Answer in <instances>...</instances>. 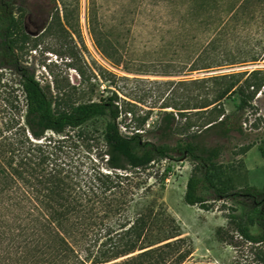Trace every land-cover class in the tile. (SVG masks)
<instances>
[{
  "label": "trees",
  "instance_id": "trees-1",
  "mask_svg": "<svg viewBox=\"0 0 264 264\" xmlns=\"http://www.w3.org/2000/svg\"><path fill=\"white\" fill-rule=\"evenodd\" d=\"M56 1L65 14L62 0H51L52 24L64 29ZM251 1L232 0L218 14L216 31L196 48L187 70L258 60L259 51L230 50L224 45L229 23L242 18ZM27 2L0 0V264H206L187 261L190 245L173 226L162 237L151 239V232L161 228L151 210L128 214L133 188L138 185L132 172L172 155L185 156L193 163L182 195L185 204L207 209L210 199H248L241 212L226 216L225 227H216L219 240L231 243L235 235L248 243L264 244V193L252 185L236 189L222 183L215 172L220 146L207 140L209 136L227 138L238 130L220 101L235 93L236 108L244 109L264 81V77L257 81L256 76L264 71L178 80L179 85H195L197 95L175 103L163 98L150 130L144 125L153 106L139 113L141 94L127 96L111 90L96 101L58 107L17 54L29 39L22 24ZM258 4L264 10V0ZM248 13L252 15L253 10ZM86 14L94 46L117 66L112 46L89 10ZM191 109L198 115L195 122L185 117ZM127 115V122L121 120ZM97 116L106 117L102 146L96 148L94 158L73 159L66 131ZM146 133L153 140L145 138ZM253 223L260 228L258 234L249 230Z\"/></svg>",
  "mask_w": 264,
  "mask_h": 264
},
{
  "label": "rangeland",
  "instance_id": "rangeland-1",
  "mask_svg": "<svg viewBox=\"0 0 264 264\" xmlns=\"http://www.w3.org/2000/svg\"><path fill=\"white\" fill-rule=\"evenodd\" d=\"M187 1L62 0L64 16L61 4L56 1L62 29L53 27L51 0H28L22 24L29 39L17 54L58 107H65L67 103L96 101L111 90L127 96L141 94L139 106L143 109L138 112L153 106L144 125L150 130L160 115L157 106L163 98H170L168 101L175 103L184 96L191 98L197 95L195 85H179L176 83L178 80L233 71H264V10L258 0L248 4L237 22L229 23L224 44L230 50L240 47L259 51L258 60L207 70H187L195 59L196 48L214 34L218 14L232 0H191L192 5ZM207 6L210 9L207 10ZM87 10L112 46L113 57L119 62L117 66L94 46L87 29ZM252 10L250 15L248 12ZM131 77L142 81H133ZM256 77L260 81L264 73ZM164 81L172 83L163 84ZM61 100L66 103H61ZM192 101L190 99L189 104ZM237 102L235 93L220 101L238 130L232 131L227 138H207L208 142L220 146V154L215 160L216 176L222 183L236 189L252 185L264 193V81L244 109L238 110ZM194 110L185 113L190 122L197 120ZM121 120L127 122L128 115L121 116ZM105 121V116H97L78 129L66 131L70 137L66 142L71 147L69 156L73 159L83 156L94 158L98 152L96 148L103 144ZM144 137L153 140L150 133ZM88 145L90 149H86ZM97 160L98 166L106 171L100 159ZM192 164L185 156L172 155L155 159L145 168L132 172L138 185L133 188L135 194L128 214L151 210L161 227L160 231L151 232V239L162 237L173 226L190 245L188 262L264 264L263 243H248L235 235L231 243H226L214 234L216 227L226 226V216L230 212L239 213L245 208L247 198L210 199L207 209L183 202L185 181ZM249 230L258 234L260 228L253 223Z\"/></svg>",
  "mask_w": 264,
  "mask_h": 264
}]
</instances>
